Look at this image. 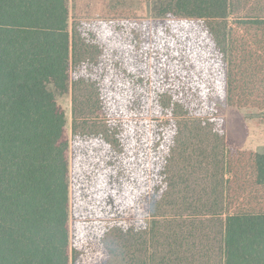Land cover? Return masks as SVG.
I'll return each mask as SVG.
<instances>
[{
    "label": "trees",
    "instance_id": "16d2710c",
    "mask_svg": "<svg viewBox=\"0 0 264 264\" xmlns=\"http://www.w3.org/2000/svg\"><path fill=\"white\" fill-rule=\"evenodd\" d=\"M169 7L140 35L0 0V264H264V153L212 103L264 113V0Z\"/></svg>",
    "mask_w": 264,
    "mask_h": 264
},
{
    "label": "rangeland",
    "instance_id": "374dc122",
    "mask_svg": "<svg viewBox=\"0 0 264 264\" xmlns=\"http://www.w3.org/2000/svg\"><path fill=\"white\" fill-rule=\"evenodd\" d=\"M172 0H68L69 29L76 21L129 20L138 25L139 34L171 31L177 21L170 11ZM57 101L70 124V98L58 95ZM223 119L229 145L240 150L264 153V113L255 109H236L224 97L212 99Z\"/></svg>",
    "mask_w": 264,
    "mask_h": 264
}]
</instances>
